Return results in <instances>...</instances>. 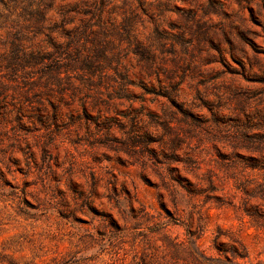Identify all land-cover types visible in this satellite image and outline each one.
Returning <instances> with one entry per match:
<instances>
[{
	"label": "rangeland",
	"instance_id": "obj_1",
	"mask_svg": "<svg viewBox=\"0 0 264 264\" xmlns=\"http://www.w3.org/2000/svg\"><path fill=\"white\" fill-rule=\"evenodd\" d=\"M0 94V264H264V0H0Z\"/></svg>",
	"mask_w": 264,
	"mask_h": 264
},
{
	"label": "trees",
	"instance_id": "obj_2",
	"mask_svg": "<svg viewBox=\"0 0 264 264\" xmlns=\"http://www.w3.org/2000/svg\"><path fill=\"white\" fill-rule=\"evenodd\" d=\"M45 56L41 50L39 51H26L21 49L14 48L9 55L6 64V67L11 72L23 70L24 73L27 69L37 68L41 65V63L44 61ZM59 82V83H58ZM57 84L60 86V80L57 81ZM1 95V94H0ZM94 100L91 104V107H95L97 105V102ZM82 106H87L85 102L81 104ZM95 105V106H94ZM239 250L242 251L239 253ZM234 255H239L240 257H245L246 254H244L245 247L242 244H238V246H233ZM242 253V254H241Z\"/></svg>",
	"mask_w": 264,
	"mask_h": 264
}]
</instances>
